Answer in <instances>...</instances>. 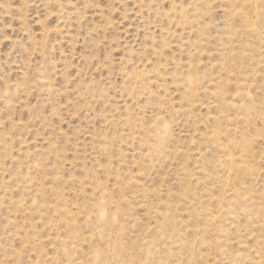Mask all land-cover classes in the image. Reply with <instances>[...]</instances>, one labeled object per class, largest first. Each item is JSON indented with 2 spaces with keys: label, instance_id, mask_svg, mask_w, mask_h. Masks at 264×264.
Masks as SVG:
<instances>
[{
  "label": "rangeland",
  "instance_id": "374dc122",
  "mask_svg": "<svg viewBox=\"0 0 264 264\" xmlns=\"http://www.w3.org/2000/svg\"><path fill=\"white\" fill-rule=\"evenodd\" d=\"M0 264H264V0H0Z\"/></svg>",
  "mask_w": 264,
  "mask_h": 264
}]
</instances>
